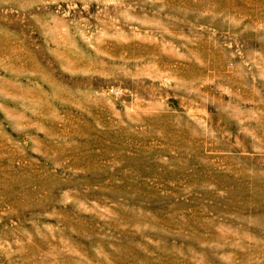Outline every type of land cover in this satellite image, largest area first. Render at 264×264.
Instances as JSON below:
<instances>
[{
  "label": "rangeland",
  "instance_id": "1",
  "mask_svg": "<svg viewBox=\"0 0 264 264\" xmlns=\"http://www.w3.org/2000/svg\"><path fill=\"white\" fill-rule=\"evenodd\" d=\"M0 264H264V0H0Z\"/></svg>",
  "mask_w": 264,
  "mask_h": 264
}]
</instances>
